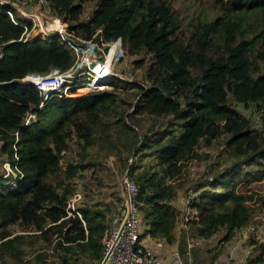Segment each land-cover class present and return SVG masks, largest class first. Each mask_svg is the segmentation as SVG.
Wrapping results in <instances>:
<instances>
[{"label":"trees","instance_id":"obj_1","mask_svg":"<svg viewBox=\"0 0 264 264\" xmlns=\"http://www.w3.org/2000/svg\"><path fill=\"white\" fill-rule=\"evenodd\" d=\"M47 1L50 11L81 39L89 41L96 36V41L103 38L109 43L121 38L131 54L146 51L152 56L147 84L124 82L138 88L135 105L128 104L133 111L116 109L113 123L136 140L138 131L145 135L142 148H152L153 142L134 123L135 118L172 117L180 124L179 136L163 132L154 142L159 147L161 176L146 172L137 177L140 211L149 224L147 234L174 245L181 214L173 206L178 198L176 186L169 182L180 178L189 162L207 158L198 154L202 143L210 147L226 138L232 156L248 157L251 163L262 158L264 162V133L253 130L250 120L229 103L232 96L246 108L264 104V73L256 76L259 70L251 59L257 44L264 43V29L257 33L256 28L248 27L249 18L264 16V0H209L224 13L201 25L187 46L174 38L175 12L167 0ZM92 1H98V7L85 23L84 5ZM0 9V151L6 156L5 163L17 165L24 175L16 189L0 180V264H6V258L21 264L25 254L21 246L28 239L41 244V251L52 248L64 255L61 264H74L72 258L79 256L98 264L111 210L82 207L77 210L82 219L76 214L68 217L67 203L75 195L70 181L85 166L68 163L63 173L61 161L73 137L79 140L81 152H86L97 130L111 126L104 117L117 105L118 88L112 82L114 89L104 92L76 87L65 96L52 97L41 108L44 95L32 85L22 86L19 80L31 73L46 75L53 68L66 72L74 66L76 55L59 36L40 34L21 41L25 29L15 25L4 11H13L15 19L29 29L33 23L20 20L12 7L0 5ZM220 36L222 44L216 46ZM259 55L264 59V51ZM29 113L35 114L36 120L25 126ZM62 173L64 179L54 187L50 181ZM255 182H262L259 202L254 200L256 188L245 185L240 191L233 187L195 198L193 207L198 216L191 223V238L208 240L224 232L222 241H232L254 214L264 211V169ZM17 224L23 232L34 234L13 237L7 231ZM40 259L39 254L31 263L41 264ZM257 263L264 264V253Z\"/></svg>","mask_w":264,"mask_h":264},{"label":"rangeland","instance_id":"obj_2","mask_svg":"<svg viewBox=\"0 0 264 264\" xmlns=\"http://www.w3.org/2000/svg\"><path fill=\"white\" fill-rule=\"evenodd\" d=\"M172 10L175 12L174 23L176 27L174 38L180 44L187 46L191 42L192 35L200 31V26L206 23L214 21L219 16L223 15V10L209 0H167ZM98 7V1L87 2L84 5V13L82 15V21L88 22ZM18 17L22 21H34L33 15L37 14L43 19V21L52 23V20H60L56 17L49 7L41 6L36 2H29L20 4V11H17ZM63 22V21H62ZM63 24H65L63 22ZM248 27H254L259 33L264 29V16L248 19ZM66 29H69V25L65 24ZM28 31V39L36 38L40 35V28ZM70 31V29H69ZM251 34L249 38H251ZM222 44V37H217L215 45ZM97 43H86L85 47L94 49ZM97 57L96 63L104 61V53H107L105 47L93 50ZM264 51V43H258L254 53L251 54V59L257 66L259 72L256 76L264 73V59L260 57L259 52ZM122 54V55H121ZM120 57L116 62L115 58ZM102 59V60H101ZM85 60V54L81 53L80 58L77 57L78 70L74 74V78L68 84L70 86L83 87L84 84L90 82V78H95L96 81H100L106 70L112 69V83L117 86V105L112 108L108 114L104 117L105 123L112 122L111 126L105 129L97 130L93 145L86 151L81 152L79 147V140L77 137H73L69 141V151L61 161L62 172L64 173L68 163H82L85 166V170L80 172L74 177L70 183L75 189V194L80 195L81 199L77 203L76 207H91V208H114L113 203L120 199L123 191L122 181L123 177L129 169V174L133 180L137 181V177L143 173L154 174L157 173L161 176L162 170L158 166V150L159 147L155 145V141L161 136L163 132H173L174 135L179 136L181 133V127L172 117H137L134 123L140 126L147 137L153 142V147L142 148L141 143L145 135L138 131L139 139L136 140L132 134L121 127L116 126L113 122L116 121L115 112L128 110V113L133 111L128 104L133 103L135 105V95L138 88L128 87L125 83H139L147 84L146 74L149 64L153 61V58L146 51H140L135 54H131L127 48L122 47V51L119 46L112 49L107 59V64L102 67V64H96L91 66L90 69L83 64ZM115 62V64H114ZM143 62V64H142ZM103 63V62H102ZM114 64V65H113ZM93 68V69H92ZM94 70V74L92 73ZM91 75V76H90ZM91 78V79H92ZM120 80H118V79ZM125 82V83H124ZM111 83V84H112ZM76 88V87H74ZM84 88V87H83ZM86 91L87 89L84 88ZM114 88L110 87L106 89L111 91ZM230 105L239 112L242 117H246L251 122V128L264 133V104L259 106L251 105L246 108L243 104L237 103L232 96L229 99ZM129 122H132L129 120ZM135 129V127L133 126ZM138 142V144H136ZM163 142H166L163 141ZM133 143V146H132ZM126 146V147H125ZM128 147V148H127ZM129 149V150H128ZM135 149L139 151L135 152ZM199 156H207L202 160H193L188 163L184 168L182 175L176 181H170L169 183L175 184L178 198L174 202L179 206L187 218L195 220L198 216V211L193 207V200L202 196H211L225 192L227 189L235 187L236 191L243 189V185L249 188H256L257 196L255 202H259L262 192L260 188L261 183H256L258 175L263 172L264 162L263 159H257L254 162H250L248 157L238 158L232 156L226 148V138H221L212 143L210 147L204 143L198 149ZM6 156L1 154L0 151V177L7 176L5 163ZM132 162V163H131ZM58 175V178H53L50 183L57 187L58 183L64 179V174ZM213 180L209 181V177ZM215 182L218 183L215 186ZM6 183V182H5ZM60 192V191H59ZM254 202H251L253 204ZM111 216V215H110ZM185 217V218H186ZM190 220V219H189ZM192 221V222H193ZM252 228H256L254 235H252L248 241L252 243H258V245L264 244V242L256 241V238H264V211L254 214L250 223ZM149 224L145 220V215L140 225L141 241H149L150 236L147 234ZM23 227L19 224L9 227L8 233L13 237L17 235H33L34 232H23ZM259 234V235H256ZM28 237V236H27ZM256 243V244H257ZM31 245H35L32 247ZM41 244L34 243L33 240H26L24 245L21 246L25 254L21 258V264H34L35 258L39 256L42 262L41 264H61L64 255L59 252L50 251L52 248H46L41 251ZM256 253L260 252V249L255 248ZM262 255L264 249L261 250ZM74 264H96L86 257L72 258ZM6 264H17L15 259L6 258Z\"/></svg>","mask_w":264,"mask_h":264},{"label":"built area","instance_id":"obj_3","mask_svg":"<svg viewBox=\"0 0 264 264\" xmlns=\"http://www.w3.org/2000/svg\"><path fill=\"white\" fill-rule=\"evenodd\" d=\"M36 2L41 6L49 7L47 0H0V5L3 7H12L15 11H20V4ZM0 12L1 11L0 9ZM5 14L9 15L13 23L17 26L23 27L25 33L21 41L28 40L29 29L20 21L15 19V14L11 10L4 11ZM34 29L40 28V34H44L48 37L59 36L69 47L72 49L76 55V62L74 66L66 72H62L59 69L53 68L46 75L31 73L26 75L24 78L20 79L19 82L22 86L32 85L40 94L44 95V101L41 104V108L45 106V102L54 96H65L68 91L77 86H70L71 79L74 78V74L77 72V57L80 58V54H85V60L83 62L89 69L96 64H102L104 67L107 64L108 56L110 55L112 49L119 46L122 51V39L118 38L115 41L105 43L103 38L100 41H96L95 37L92 40L86 41L76 36L74 32L66 29L65 24L60 20H52V23L43 21L41 17L37 14L33 15ZM100 34V32L98 33ZM97 43L94 49H89L85 47L86 43ZM100 47H105L107 53H104V61L96 63L97 57L93 50ZM122 55V54H121ZM2 58V55L0 56ZM121 57V56H120ZM115 59V62L120 58ZM102 60V59H101ZM114 62V64H115ZM113 64V65H114ZM93 69V68H92ZM112 69L106 70L104 77L96 82L95 78H90V82L84 84L83 87L87 89L88 92H104L106 89L110 88V82L112 80ZM94 74V70H92ZM91 76V75H90ZM114 77V76H113ZM36 120V115L29 113L25 120V126L30 125ZM18 160V157H16ZM132 163V162H131ZM7 176L0 177V180H6L5 186L11 189H16L20 182L24 179L23 173L19 170L18 166L14 167L7 163L5 164ZM213 178L210 176L209 181ZM123 191L119 200L113 203L114 208L112 210L110 218V228L105 234L102 240V258L98 264H185L183 258L179 254H175L173 260L166 263L161 260L155 253L142 246L138 242L140 236V225L143 219V215L140 211V204L138 202V196L140 193L139 184L132 179L129 174V169L122 181ZM80 195H74L67 203V213L68 217L76 214L82 219V215L77 211L76 207L80 201ZM186 219V218H185ZM187 222V220H186ZM243 239L248 240L254 233L253 228L248 225L242 231ZM264 242V240H262ZM264 245V244H263ZM53 253V250L50 251ZM214 264H237L231 258L221 259Z\"/></svg>","mask_w":264,"mask_h":264},{"label":"crops","instance_id":"obj_4","mask_svg":"<svg viewBox=\"0 0 264 264\" xmlns=\"http://www.w3.org/2000/svg\"><path fill=\"white\" fill-rule=\"evenodd\" d=\"M175 203L173 206L181 214V221L175 230L176 243L174 245H169L165 240L152 239L151 237L149 241H141L140 233V244L152 250L161 260L168 263L173 260L175 254H179L185 264H214L225 258H231L237 264H260L257 262L262 255L263 244L261 246L257 242V244H251V241L243 239L242 232H238L235 238L227 243L222 241L224 232L208 240L191 238L190 227L193 219L182 214L183 209L181 210ZM253 230L255 233L256 228ZM262 240H264L262 237L256 238V241H260V243ZM255 248L260 249V252L256 253Z\"/></svg>","mask_w":264,"mask_h":264},{"label":"bare ground","instance_id":"obj_5","mask_svg":"<svg viewBox=\"0 0 264 264\" xmlns=\"http://www.w3.org/2000/svg\"><path fill=\"white\" fill-rule=\"evenodd\" d=\"M117 58H118V56H117ZM117 58H115V59H117ZM96 81V80H95ZM96 82H98V81H96Z\"/></svg>","mask_w":264,"mask_h":264}]
</instances>
